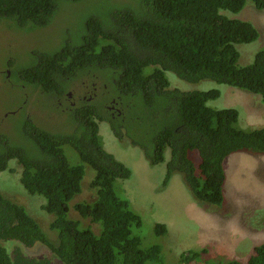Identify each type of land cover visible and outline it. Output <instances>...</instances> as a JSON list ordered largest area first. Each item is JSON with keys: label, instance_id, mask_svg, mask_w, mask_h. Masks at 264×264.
<instances>
[{"label": "trees", "instance_id": "16d2710c", "mask_svg": "<svg viewBox=\"0 0 264 264\" xmlns=\"http://www.w3.org/2000/svg\"><path fill=\"white\" fill-rule=\"evenodd\" d=\"M59 1L0 0V20L8 19L27 30L46 28L58 12ZM138 1L139 13L115 10L107 19L89 16L81 29L82 43L38 53L35 63L20 69L23 82L39 86L44 95L58 101L78 74H85L86 80L87 74L91 78L97 74L103 80L102 74L107 73L110 79L104 81L101 92H95V100L65 111L75 122L73 133L54 135L27 122L26 136L47 155L44 162L29 160L23 149L0 139V173L9 169L10 161H18L23 167L22 185L30 195L44 197L42 208L54 215L50 230L57 235L53 242L24 206L0 192V264H50L24 255V248L37 245L48 247L62 264H159L162 248L144 249L141 238L133 234L143 220L118 193L120 182L129 180L132 171L104 149L98 122H109L119 140L129 138L140 146L152 166L163 164L165 151L170 149L163 186L180 173L193 198L205 205H224L225 161L230 155L244 151L264 156V129H242L238 110L209 106L221 97L220 90L171 89L166 75L172 72L188 83L228 85L259 95L264 102V48L252 63L242 66L236 47L257 41L260 32L250 21L234 16L248 3L264 10V0ZM112 99L122 109L116 119L106 109ZM130 116L131 121L152 122L146 141L127 129ZM66 145L78 152L81 164L69 162L63 151ZM190 152L198 153V167L189 158ZM85 166L95 172L90 187L96 199L77 203L74 209L99 225L100 235L69 219L70 202L83 192ZM155 232L165 236L168 228L157 224ZM11 241L16 245L8 248ZM203 253L188 251L181 255V264H191ZM225 264L242 263L230 260ZM246 264H264V244L254 248Z\"/></svg>", "mask_w": 264, "mask_h": 264}, {"label": "rangeland", "instance_id": "374dc122", "mask_svg": "<svg viewBox=\"0 0 264 264\" xmlns=\"http://www.w3.org/2000/svg\"><path fill=\"white\" fill-rule=\"evenodd\" d=\"M59 3L57 14L46 28L27 30L8 19L0 20V139L6 138L9 145L23 149L27 158L35 162H44L47 155L26 136L27 122L31 121L54 135L73 133L75 122L59 107L58 99L44 95L39 86L23 82L20 69L35 63L37 53H53L64 45L82 43L81 29H84L89 16L107 19L108 14L115 10L139 13L142 8L138 0H82L78 3L60 0ZM230 16L250 21L260 32L257 41L236 45L240 52L239 64L246 66L264 48V10L259 11L248 3L241 13ZM11 61L14 63L8 65ZM102 75L103 80L98 79L97 74L93 78L87 74L90 78L86 80L85 74H78L79 78L67 92L79 90L84 81H87L88 94L95 87L101 92L105 82L110 79L107 73ZM166 75L171 89L185 92L220 90L221 97L209 102L210 107L238 110V125L242 129H264V102L259 95L213 81L188 83L172 72ZM83 93L78 92L77 98ZM141 108L145 109L143 106ZM141 108L138 107L140 111ZM131 114H134V110ZM130 118L126 120L127 129L135 133L139 140L146 141L151 134L152 122L142 123ZM98 125V135L104 149L132 171L129 180L120 182L118 193L130 202L132 210L143 220L141 228L133 229V234L141 238L142 248H162L159 264H181V255L188 251L206 252L191 264H225L230 260L246 264L254 254V248L264 244L263 155L244 151L230 155L226 160L225 203L222 206L205 205L193 198L180 173H175L169 184L163 186L172 156L170 149L165 151L163 164L152 166L144 150L135 146L131 139L119 140L109 123L98 122ZM4 148H7L6 145ZM63 151L72 165L81 164L79 154L73 147L66 145ZM189 158L197 167L200 165L197 152H190ZM22 171L23 167L17 160L10 161L9 169L0 173V192L24 206L55 242L57 235L50 230L55 217L43 210V196L30 195L24 188L21 183ZM85 171L83 192L70 202L69 219L80 221L83 228H90L100 235L101 227L90 219L82 218L74 209L77 203H91L96 199V193L90 187L95 172L89 166H85ZM157 224L167 226L165 236L156 235ZM12 245L16 243H7L8 248ZM40 250L42 248L34 249L36 253Z\"/></svg>", "mask_w": 264, "mask_h": 264}, {"label": "flooded vegetation", "instance_id": "af4514ba", "mask_svg": "<svg viewBox=\"0 0 264 264\" xmlns=\"http://www.w3.org/2000/svg\"><path fill=\"white\" fill-rule=\"evenodd\" d=\"M38 54V53H37ZM10 65V63H8ZM9 71V70H8ZM87 81H84L80 85L79 90H72L65 92V97L64 99L59 100V107L62 108V110L65 112L66 110H74L80 107L83 103L85 102H91L96 99V94L95 92L98 90V88H94L93 94L89 93L88 94V86L86 85ZM95 85V84H94ZM84 87V89H83ZM107 86H105L106 88ZM76 92V95H75ZM83 93V95L79 98H77V93ZM103 96V94L101 95ZM117 99H112L110 101V104L106 106V109L108 111V114L113 118L116 119L117 117H121L122 115V109L118 107V102L116 101ZM102 123V122H101ZM109 123V122H106ZM111 126V125H110ZM112 130V127H111ZM43 245H37L34 248L28 249L24 248V255L26 257H30L31 259H38V260H48L50 264H62L61 261L56 259L53 255V252L47 247L42 248ZM38 250L39 248H42L38 253L34 251V249Z\"/></svg>", "mask_w": 264, "mask_h": 264}, {"label": "crops", "instance_id": "0c3cea01", "mask_svg": "<svg viewBox=\"0 0 264 264\" xmlns=\"http://www.w3.org/2000/svg\"><path fill=\"white\" fill-rule=\"evenodd\" d=\"M229 157H230V156H229ZM229 157H228V158H229ZM226 160H227V159H226ZM226 164H227V163H226V161H225V171H226ZM226 180H227V179H226Z\"/></svg>", "mask_w": 264, "mask_h": 264}, {"label": "water", "instance_id": "95a60500", "mask_svg": "<svg viewBox=\"0 0 264 264\" xmlns=\"http://www.w3.org/2000/svg\"><path fill=\"white\" fill-rule=\"evenodd\" d=\"M45 247H46V246H42V248H44V249H45ZM46 248H47V247H46Z\"/></svg>", "mask_w": 264, "mask_h": 264}]
</instances>
